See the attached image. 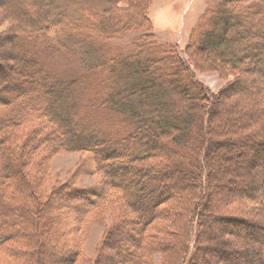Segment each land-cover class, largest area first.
Listing matches in <instances>:
<instances>
[{"label":"trees","instance_id":"16d2710c","mask_svg":"<svg viewBox=\"0 0 264 264\" xmlns=\"http://www.w3.org/2000/svg\"><path fill=\"white\" fill-rule=\"evenodd\" d=\"M33 1L36 17L2 36L15 52L0 51V259L75 264L99 213L93 264H148L156 252L166 264H264V221L244 209L263 198L264 124L235 98L248 75L264 79V0H209L185 54L155 33L152 0H104L102 44L139 36L78 75L42 55L68 25L61 3ZM56 47L67 48L61 37ZM193 63L232 81L215 92ZM59 151L88 152L102 178L31 180Z\"/></svg>","mask_w":264,"mask_h":264},{"label":"rangeland","instance_id":"374dc122","mask_svg":"<svg viewBox=\"0 0 264 264\" xmlns=\"http://www.w3.org/2000/svg\"><path fill=\"white\" fill-rule=\"evenodd\" d=\"M208 1L152 0L147 9V14L153 23L155 33L161 41L177 45L179 51L185 54V50L195 33L200 19L209 5ZM59 2L66 13L65 22L68 25L67 27H56L51 30L48 40L54 47L49 48V51H43L42 55L46 62H53V65L59 62L60 71L66 75H78L81 71L90 69V65L104 60L110 49L117 47L127 49L132 41L139 36L136 30L127 31L125 34L116 35L105 46L98 39V37L101 38L99 36L101 29H96L95 27L100 25L99 19L104 17V0H59ZM36 9L40 11L37 2L33 0H0V51L15 52L17 48L14 45L16 37L12 38V33L5 37L2 36L13 32L12 28L17 32L21 30L23 28L21 24H24L25 20L29 21L30 18L34 19L36 17ZM73 28H76L78 32L81 31L84 35L81 36L82 33L79 32V35L73 36ZM68 31H71V35L67 33ZM60 37L67 48L56 47ZM80 37L87 38L80 40ZM200 64L203 65L202 63ZM192 67L196 71L198 79L215 92L225 87L233 78L231 76H222L213 65H206V68L202 69L193 63ZM237 89L238 96L235 98L237 99L236 106L238 109L247 108L250 113L257 115L259 123L263 122L264 124V79L261 73L254 72L251 76L248 75L242 87ZM5 114L6 109L0 107V116ZM91 163L92 160L88 152L59 151L46 160V167L49 170L43 165H40V167L38 165L30 177L34 182L43 181L48 186L50 182H60L75 176L74 179L77 184L89 186L102 178V171L100 170L95 175L88 173L89 169L87 171V166L89 167ZM40 168L41 170L42 168L44 169L41 171L39 170ZM47 171H50V179L45 175ZM43 175L45 180H42L44 178ZM221 178L226 180L227 175H222ZM7 193L9 196L16 195ZM261 194L263 195L261 200L256 203L245 204L244 209L246 213L254 214L258 219L264 221V187ZM9 196L6 194L8 199H10ZM178 203L179 201H174L169 206L174 211H178V208H175ZM100 218L101 216L98 213L97 216L89 219L90 225L85 230V238L82 243V255L75 264H93L96 259L99 246L101 245L100 242L106 231L105 225L99 223ZM174 226L176 227V225ZM59 258H57L58 262L56 264L63 263V260ZM0 264L9 263L1 258ZM148 264H166L165 255L162 252L153 253ZM215 264L223 263L218 261Z\"/></svg>","mask_w":264,"mask_h":264},{"label":"bare ground","instance_id":"6f19581e","mask_svg":"<svg viewBox=\"0 0 264 264\" xmlns=\"http://www.w3.org/2000/svg\"><path fill=\"white\" fill-rule=\"evenodd\" d=\"M35 185V184H34ZM115 194V193H114Z\"/></svg>","mask_w":264,"mask_h":264}]
</instances>
